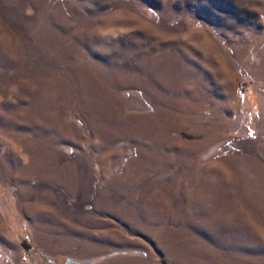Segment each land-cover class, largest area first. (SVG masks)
<instances>
[{
    "label": "rangeland",
    "instance_id": "374dc122",
    "mask_svg": "<svg viewBox=\"0 0 264 264\" xmlns=\"http://www.w3.org/2000/svg\"><path fill=\"white\" fill-rule=\"evenodd\" d=\"M23 235L264 264V0H0V264H46Z\"/></svg>",
    "mask_w": 264,
    "mask_h": 264
},
{
    "label": "trees",
    "instance_id": "16d2710c",
    "mask_svg": "<svg viewBox=\"0 0 264 264\" xmlns=\"http://www.w3.org/2000/svg\"><path fill=\"white\" fill-rule=\"evenodd\" d=\"M20 242L22 243L24 249L28 253H30V256L32 255V252L30 250H33V252H35V254H39L40 257H42V259L46 262V264H56V259L51 258L48 255H46L45 253L41 252L35 245L32 244V241L28 235L21 236ZM34 262L36 263V261H34Z\"/></svg>",
    "mask_w": 264,
    "mask_h": 264
}]
</instances>
